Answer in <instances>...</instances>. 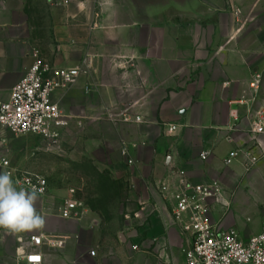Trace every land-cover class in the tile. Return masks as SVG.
<instances>
[{
    "label": "crops",
    "instance_id": "1",
    "mask_svg": "<svg viewBox=\"0 0 264 264\" xmlns=\"http://www.w3.org/2000/svg\"><path fill=\"white\" fill-rule=\"evenodd\" d=\"M63 1L0 0V101L10 98L34 52L62 69L87 59L88 73L53 97L68 119L61 142L88 151L100 170L129 187L143 211L124 222L125 243L137 249L107 253L93 213L84 209L80 219L66 220L55 205L37 203L45 226L0 228V264H25L33 236L44 238L43 264H183L189 237L172 224L158 191L173 185L180 170L194 185L222 187L228 206L214 205L215 224L245 242L259 234L264 134L253 132V119L264 109V0ZM257 74L255 93L250 83ZM107 109L128 110L132 121L113 123ZM168 125L178 127L174 135ZM10 135L0 130V162L21 170ZM233 152L238 156L227 165Z\"/></svg>",
    "mask_w": 264,
    "mask_h": 264
},
{
    "label": "built area",
    "instance_id": "2",
    "mask_svg": "<svg viewBox=\"0 0 264 264\" xmlns=\"http://www.w3.org/2000/svg\"><path fill=\"white\" fill-rule=\"evenodd\" d=\"M63 2L65 5L69 4V0ZM33 59L34 63L15 85L10 98L7 101H0V130L8 131L15 137L38 136L59 149L62 147V132L68 126V119L53 97L56 92L66 90L81 75H86L90 66L85 59L83 65L78 68H56L41 59L38 52L33 53ZM261 80V76L257 74L250 83V88L255 93L260 89ZM105 116L113 123L132 121L128 110L114 112L107 109ZM141 121L140 117L134 119L136 123ZM167 127L168 135L177 132L176 125ZM253 132L258 135L264 134V109L256 112ZM121 155L124 158L128 157L126 143L122 144ZM207 156L205 153L201 155V159L206 160ZM237 156L238 152L231 153L226 164L230 165ZM252 160L255 162L257 159ZM127 164L133 166L135 161L127 159ZM0 165L10 174L18 190L31 191L35 188L39 197L47 195L49 184L44 175L17 169L6 160H2ZM175 178L176 182L173 185L163 184L158 191L161 199L170 208L168 215L172 224L189 237L190 244L184 251L183 264H264V228L245 242L238 231L225 230L211 220L214 205L228 206L223 200L224 191L219 183L194 185L182 170L176 173ZM73 194L72 191L60 209V216L63 219L81 218L82 204ZM44 242L42 236L30 238L28 253L24 255L25 264H43L39 249ZM136 249L134 247V250ZM90 255L94 257L96 252L91 251Z\"/></svg>",
    "mask_w": 264,
    "mask_h": 264
},
{
    "label": "rangeland",
    "instance_id": "3",
    "mask_svg": "<svg viewBox=\"0 0 264 264\" xmlns=\"http://www.w3.org/2000/svg\"><path fill=\"white\" fill-rule=\"evenodd\" d=\"M10 136L14 139L15 148L19 150L15 159L23 165L21 170L38 172L48 180V193L39 197L38 203L55 205L60 210L73 191L83 210L100 219L103 240L106 242L105 252H110L111 248L124 249L127 252L134 250V243H125L124 222L129 217L134 219V212L138 213L141 209L136 210L138 204L131 199L129 187L122 179L112 178L109 172L100 170L88 151L81 153L80 146L79 151H76L64 142L57 149L38 136ZM168 212L170 211L166 210ZM187 244L190 241L187 240ZM89 256L92 257L90 251ZM92 258L95 259L96 256ZM69 264L78 263L74 260ZM82 264L90 263L84 261Z\"/></svg>",
    "mask_w": 264,
    "mask_h": 264
},
{
    "label": "clouds",
    "instance_id": "4",
    "mask_svg": "<svg viewBox=\"0 0 264 264\" xmlns=\"http://www.w3.org/2000/svg\"><path fill=\"white\" fill-rule=\"evenodd\" d=\"M38 190L17 189L8 173H0V228L10 233L42 229L46 220L37 210Z\"/></svg>",
    "mask_w": 264,
    "mask_h": 264
}]
</instances>
